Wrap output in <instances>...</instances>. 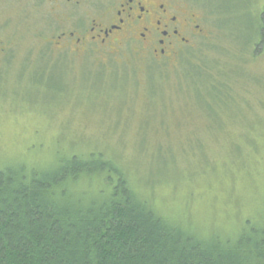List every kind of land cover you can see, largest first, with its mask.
<instances>
[{"label": "rangeland", "instance_id": "obj_1", "mask_svg": "<svg viewBox=\"0 0 264 264\" xmlns=\"http://www.w3.org/2000/svg\"><path fill=\"white\" fill-rule=\"evenodd\" d=\"M192 1L205 11L204 31L173 62L123 48L96 64L69 53L49 63L55 52L39 50V37L56 34L40 32L46 5L0 0V45L16 60L4 70L9 54L4 65L0 55V168L50 170L69 154H100L157 212L199 236L262 226L264 0ZM27 6L43 23L18 19ZM99 185L74 187L93 194Z\"/></svg>", "mask_w": 264, "mask_h": 264}, {"label": "trees", "instance_id": "obj_2", "mask_svg": "<svg viewBox=\"0 0 264 264\" xmlns=\"http://www.w3.org/2000/svg\"><path fill=\"white\" fill-rule=\"evenodd\" d=\"M157 211L100 154L0 168V264H264V224L206 238Z\"/></svg>", "mask_w": 264, "mask_h": 264}, {"label": "flooded vegetation", "instance_id": "obj_3", "mask_svg": "<svg viewBox=\"0 0 264 264\" xmlns=\"http://www.w3.org/2000/svg\"><path fill=\"white\" fill-rule=\"evenodd\" d=\"M26 1L37 7H47V17L40 32L46 33L48 30L56 34L47 39L46 36L39 37V50L41 48V52H48L51 48L55 52V55H50L49 63L69 53L82 56L93 54L94 62L100 64L104 63L100 55L123 48L132 54H141L154 64L173 62L181 52L192 47L194 39L202 36L204 31L205 11L192 0ZM32 14L36 15L34 19L43 23L39 10H30L28 6L20 10L18 19L25 20ZM44 44H47L46 48ZM10 49L0 45L3 65L5 53L9 54L4 70L11 67V63H16ZM85 59L91 63L89 58L82 57L83 61ZM30 65L27 57L22 71L25 72ZM99 67L96 66L94 70ZM6 75L7 71L1 72L0 79Z\"/></svg>", "mask_w": 264, "mask_h": 264}]
</instances>
